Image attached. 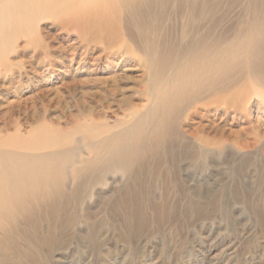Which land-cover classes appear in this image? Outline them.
Returning a JSON list of instances; mask_svg holds the SVG:
<instances>
[{
	"label": "rangeland",
	"instance_id": "rangeland-1",
	"mask_svg": "<svg viewBox=\"0 0 264 264\" xmlns=\"http://www.w3.org/2000/svg\"><path fill=\"white\" fill-rule=\"evenodd\" d=\"M129 4L117 35L43 19L0 58V190L32 198L0 205V264H264V0Z\"/></svg>",
	"mask_w": 264,
	"mask_h": 264
},
{
	"label": "bare ground",
	"instance_id": "bare-ground-1",
	"mask_svg": "<svg viewBox=\"0 0 264 264\" xmlns=\"http://www.w3.org/2000/svg\"><path fill=\"white\" fill-rule=\"evenodd\" d=\"M129 2H130V0H0V58L2 56H4V54H6L7 50L9 49L11 44L16 41V39H19L20 37L22 38V36L25 37V36L32 35L36 26L38 25V23L40 21H42L43 19H47V20L48 19H54L57 22H59L60 26L63 29H66V30L68 29L69 31L74 30L78 34V36H80L83 39L88 38L90 36V33L94 32L95 30H97V37L104 36V35L109 36L110 34L111 35L112 34L117 35V33H119L120 30H122L124 28V27L122 28L121 24H122L123 18H125V16H126L125 15L122 18V14H124L123 12L125 11V9L127 11L129 10V13L131 11H134V10H131ZM131 5H132V3H131ZM136 22L138 23V21H136ZM136 22H134V23L136 24ZM259 31H261L260 28H259ZM261 32H263V31H261ZM107 36H105V37H107ZM28 40H27V42H28ZM106 40H108V38ZM124 42H125V37H124ZM134 54H136V51L134 52ZM139 55H141V54L139 53ZM261 56H263V54H261ZM149 57H151V56L149 55ZM162 57L163 56H161V58ZM257 57H259V56H257ZM159 60L160 59H158L156 56L152 59V61H147V59H146L145 66H144L145 69H148L149 71H155L157 66H158L157 63L161 62V60L160 61ZM163 61L165 62V58ZM258 61H259L258 63H260V62L264 63V59H262V58H261V60L258 59ZM161 64H160V66L162 67L163 64L162 65ZM164 64H166V63H164ZM165 67H166V65H165ZM162 68H164V67H162ZM158 69H160V67ZM187 69H188V71H190L189 66L187 67ZM263 71H264V67H263ZM157 72H159V71H157ZM186 72H187V70H186ZM147 76L148 75H146V77ZM188 76L190 77L191 75L189 74ZM184 78H186V77H184ZM187 82L188 81H186V83ZM231 97L233 98V96H231ZM175 100H176V98H175ZM156 102H157V100H153L151 102V103H153L152 106H154L156 104ZM41 131H43V130H41ZM45 131H47V130H45ZM34 132H36V131H34ZM137 137H139V136H137ZM29 138L30 137H28V139ZM32 140H33V138H32ZM21 141H22V139H21ZM36 141L37 140H35V141L33 140V142L29 143L28 145L26 144V145H20V146L21 147L24 146V148L26 147V148L30 149V151H31L32 149H36V148H40V147L50 148L52 146L57 147L60 145V139L58 138V136H56V134L54 135V134L45 133V132L41 135L40 141H37V142ZM24 142L25 141H22L20 143H24ZM15 148H17V146H15ZM117 148H119V147H117ZM125 149H127L126 146H125ZM19 150H20V148H19ZM117 150H119V149H117ZM16 151L17 150H15V152ZM7 152L9 153V151H7ZM127 152H125V153H127ZM125 153H122L121 151L118 152L115 150L112 151L111 158L109 160V164L113 168H115V169L117 168L118 170H120L121 172H124L126 174V172H127L126 162L129 161V159H128L129 157H127L129 154H127V156H124ZM18 154L19 153H17L16 155L19 156ZM17 156H14V157H17ZM129 156L132 157L131 155H129ZM23 159H22V161H23ZM15 160H16V158H15ZM19 160H21V158ZM11 162L13 163V161H11ZM18 163H20V162H18ZM129 164H130V162H129ZM15 169L16 168H14L13 165H11V168L6 167V171H8L10 173L13 172ZM131 170H133V169H131ZM42 171H44V169L39 170V173H37V176L35 177V181H34V182H36L37 186H39V187H41V185H43V172ZM7 175H9V174H7ZM22 175H23V173H22ZM22 175L21 176L17 175V176L22 178ZM132 177H134V175H132ZM3 178H8V177L3 176ZM22 180L25 181L26 179L24 178ZM22 180H19V182H18L13 178L9 179V180L6 179V189L3 188L4 190H6V193H4L3 190H0V199H1L0 205L1 204H5L6 206L10 205L11 208H13L14 210H17L20 214H24L25 201H26V199H28V197L31 194L30 188H28L26 186H25L26 187L25 189H24V187L21 188L22 184H19V183H21ZM23 184H25V183L23 182ZM28 185H30V184H28ZM37 193L38 192L36 191V194ZM36 197H38V196H36ZM33 198H34V195H33ZM30 199H32V198H30Z\"/></svg>",
	"mask_w": 264,
	"mask_h": 264
}]
</instances>
